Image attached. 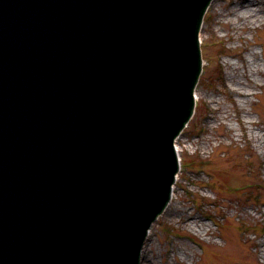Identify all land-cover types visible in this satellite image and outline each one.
<instances>
[{
    "label": "water",
    "instance_id": "1",
    "mask_svg": "<svg viewBox=\"0 0 264 264\" xmlns=\"http://www.w3.org/2000/svg\"><path fill=\"white\" fill-rule=\"evenodd\" d=\"M210 1L0 0V264H141Z\"/></svg>",
    "mask_w": 264,
    "mask_h": 264
},
{
    "label": "rangeland",
    "instance_id": "2",
    "mask_svg": "<svg viewBox=\"0 0 264 264\" xmlns=\"http://www.w3.org/2000/svg\"><path fill=\"white\" fill-rule=\"evenodd\" d=\"M214 7L201 35L197 111L178 139L175 211L162 214L147 243L155 264H264V191L258 200L257 185L243 188L264 183V4L241 11L246 30L233 27L229 0ZM182 208L205 227L184 228Z\"/></svg>",
    "mask_w": 264,
    "mask_h": 264
},
{
    "label": "bare ground",
    "instance_id": "3",
    "mask_svg": "<svg viewBox=\"0 0 264 264\" xmlns=\"http://www.w3.org/2000/svg\"><path fill=\"white\" fill-rule=\"evenodd\" d=\"M215 1H217V0H214L212 2L210 8L215 6ZM229 2H230L229 4L231 5L230 8H234V10H233V12L235 13L234 15H237L236 16V22L233 24V27H235V28L237 27L239 30H246V28L248 26V23L250 22L248 19H246L247 17L243 13H241V11H245V10L251 9V5H253V4H258L260 7H262V4H263V1L261 2V0H244V1H242V3H246V4H240V5L236 4L237 2H239V1H236V0H229ZM213 9L215 10L216 8L214 7ZM214 10H213V13L215 14ZM224 14H225V12H224ZM240 20H241V22H240ZM240 122H241V120H240ZM241 124L243 125V122ZM174 196H175V192H174ZM167 210L169 211L170 214H172L173 211H175L171 207V205L169 206V208ZM182 210H183V215L187 211L186 215L184 216L183 222H182V224L184 225V228L192 227V224H195V222H196V218H194L193 214L189 213L188 208H184V209L182 208ZM176 211H177V208H176ZM196 225H200L201 228L205 227L204 222H200L199 224H196ZM146 248H147V245L145 246V248L143 250V256H145ZM151 255H153V254H151ZM151 255H148V256L146 255V259L142 260L143 261L142 264H146V263H144L145 260L146 261L148 260L147 264H155V261H154L155 257L151 256Z\"/></svg>",
    "mask_w": 264,
    "mask_h": 264
}]
</instances>
